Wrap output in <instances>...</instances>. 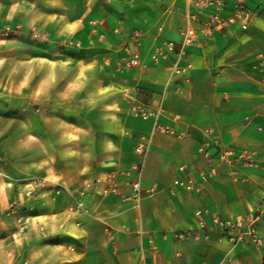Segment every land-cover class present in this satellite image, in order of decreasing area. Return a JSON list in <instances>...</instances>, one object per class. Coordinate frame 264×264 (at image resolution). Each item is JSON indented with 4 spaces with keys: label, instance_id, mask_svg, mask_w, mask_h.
Returning a JSON list of instances; mask_svg holds the SVG:
<instances>
[{
    "label": "crops",
    "instance_id": "crops-1",
    "mask_svg": "<svg viewBox=\"0 0 264 264\" xmlns=\"http://www.w3.org/2000/svg\"><path fill=\"white\" fill-rule=\"evenodd\" d=\"M78 5L88 7L79 20L66 8ZM246 6L248 28L235 23L201 37L181 58L190 64L185 76H176L152 54L163 40L178 41L188 11H197L185 0H0V27L39 24L78 45L52 63L32 51L18 59L8 42L22 31L0 40V151L10 161L0 160V264H260L262 250L251 242L231 244L214 230L176 236L196 228L197 211L233 219L264 195V0ZM127 47L139 54L135 66ZM134 102L159 105L158 120L174 133L135 115ZM23 105L42 119L43 134L46 119H72V163L43 152L48 141L30 137L29 127L26 140L14 136L7 121ZM140 142L148 144L144 155ZM223 149L249 153L252 164L218 162ZM181 166L192 176L188 186L173 183ZM135 167L138 200L102 193L109 176L129 192L124 182ZM35 177L47 180L28 196ZM12 203L20 208L8 213ZM19 215L28 217L25 227ZM256 226L264 248V216Z\"/></svg>",
    "mask_w": 264,
    "mask_h": 264
},
{
    "label": "built area",
    "instance_id": "built-area-1",
    "mask_svg": "<svg viewBox=\"0 0 264 264\" xmlns=\"http://www.w3.org/2000/svg\"><path fill=\"white\" fill-rule=\"evenodd\" d=\"M192 4L197 11L189 12L186 15L185 26L179 29V40H163L161 45L158 46L155 52L152 54L153 61L155 63L159 61H170V70L173 75L185 76L187 70L190 67L188 62H181L182 56L186 52V48L195 44L201 37L211 35L214 31L222 30L225 27L237 23L239 28H248V22L252 13L247 9V0H185ZM225 7H230L229 13L224 12ZM127 51V64L128 66H135L139 63V54L137 51H131L128 47ZM132 109L135 115L142 119H152L153 128L159 132L173 134L174 130L171 126L161 123L158 120L161 107L158 105L156 108H149L139 102L132 104ZM147 143L140 142L137 145L139 153L144 155L147 151ZM205 155L209 156V152L205 150ZM217 160L233 163L241 161L246 164H252L250 154L247 152L233 153L229 149H223L218 151ZM0 160H4V156L0 151ZM135 176L131 179H127L124 182L129 188V192L121 191V184L117 181L115 176H109L106 179L105 185L102 189L103 194H115L124 199L138 200L142 196V187L139 182V169L135 167ZM182 174L173 180L175 185L188 186L192 183V176L189 170H186L185 166H181ZM47 178L35 177L31 180L32 188L28 190L27 195L33 196L42 183L46 182ZM86 186H90V182L86 183ZM54 189H59L61 185L53 184ZM146 190H152L147 189ZM76 207H81V202L75 201ZM20 205L12 203L7 209L8 213H14L18 210ZM202 211H197V226L192 230L178 231L176 236L179 238H185L189 236L197 235L201 233L207 235L210 230L218 232L219 238H225L231 244H237L242 242H251L259 247L261 251L260 264H264V248L263 239L257 231V221L264 216V195L254 205L251 211L242 214L233 219L222 218L217 214H212L207 219ZM28 217L26 215H19L16 221L19 226L25 227L27 225ZM219 264H230L228 259H224Z\"/></svg>",
    "mask_w": 264,
    "mask_h": 264
},
{
    "label": "rangeland",
    "instance_id": "rangeland-1",
    "mask_svg": "<svg viewBox=\"0 0 264 264\" xmlns=\"http://www.w3.org/2000/svg\"><path fill=\"white\" fill-rule=\"evenodd\" d=\"M104 2V0H103ZM67 12L71 13L73 17L77 20L81 18V16L88 9L85 5H78L74 7H66ZM100 9V6H99ZM99 11V10H98ZM99 18H96L92 21V25L99 24ZM22 31L25 33V37L19 38L13 41V43L8 42V46L10 44H16L17 46V54L18 59L25 60L26 55L32 51L34 59H43L47 62H56L62 60V58H67L70 53L72 55L77 54V42H73L70 39H57L53 38L50 34V31L43 28L39 24H31L29 26H25L24 23H13L7 24L0 27V40H5L11 38V36H17L18 33ZM20 61V60H19ZM25 69L23 67L18 70V77H22L24 75ZM63 76V74L59 75ZM66 76V75H65ZM68 76V75H67ZM0 105H3L1 103ZM4 106V105H3ZM6 108V106H4ZM26 105L22 107H18L17 115L15 118L9 119L7 121L8 127L14 132V136L26 140L28 134L24 133L26 128L29 127L32 130V134L30 137H34L39 140H47L49 143V148L44 150L43 152L49 153V155L57 158L59 161H68L72 163L69 158H77V134L68 131L66 128L70 125L72 119H56L50 118L46 119L49 124V128L47 130H43L45 133H42V119L40 117H36L31 113V111L25 109ZM20 110V111H19ZM35 111V109H34ZM7 114L13 113L12 110L7 109ZM60 131V134L53 133ZM66 131L65 134L61 132ZM59 135V138L57 137ZM64 135V138H63ZM58 140L63 139V143L60 147H57V138ZM76 140V141H75ZM46 141V142H47ZM75 141V143H74ZM35 152H37L35 150ZM4 156V163H9V157L1 151Z\"/></svg>",
    "mask_w": 264,
    "mask_h": 264
}]
</instances>
